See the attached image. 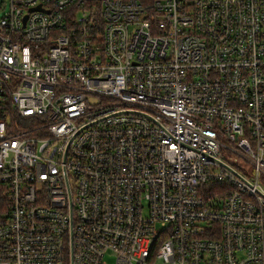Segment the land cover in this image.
Returning <instances> with one entry per match:
<instances>
[{
	"label": "built area",
	"instance_id": "2783aa9c",
	"mask_svg": "<svg viewBox=\"0 0 264 264\" xmlns=\"http://www.w3.org/2000/svg\"><path fill=\"white\" fill-rule=\"evenodd\" d=\"M8 2L0 264H264V0Z\"/></svg>",
	"mask_w": 264,
	"mask_h": 264
},
{
	"label": "rangeland",
	"instance_id": "374dc122",
	"mask_svg": "<svg viewBox=\"0 0 264 264\" xmlns=\"http://www.w3.org/2000/svg\"><path fill=\"white\" fill-rule=\"evenodd\" d=\"M9 7L8 0H0V19L7 13ZM107 264H115L114 263V256L108 254L106 256Z\"/></svg>",
	"mask_w": 264,
	"mask_h": 264
},
{
	"label": "trees",
	"instance_id": "16d2710c",
	"mask_svg": "<svg viewBox=\"0 0 264 264\" xmlns=\"http://www.w3.org/2000/svg\"><path fill=\"white\" fill-rule=\"evenodd\" d=\"M7 115L12 116L11 114V108L4 102H0V120H7Z\"/></svg>",
	"mask_w": 264,
	"mask_h": 264
},
{
	"label": "water",
	"instance_id": "95a60500",
	"mask_svg": "<svg viewBox=\"0 0 264 264\" xmlns=\"http://www.w3.org/2000/svg\"><path fill=\"white\" fill-rule=\"evenodd\" d=\"M40 10H42L40 7L39 8H34V9H31V11H40ZM26 17H25V21H26ZM124 112H127V113H135V114H137V115H141V116H144V117H146V118H149V119H151L148 115H146V114H144V113H142V112H132V111H124ZM123 112V113H124ZM69 204H70V207H71V216H72V207H73V201H72V196H71V191H69ZM72 264H73V261H72Z\"/></svg>",
	"mask_w": 264,
	"mask_h": 264
}]
</instances>
